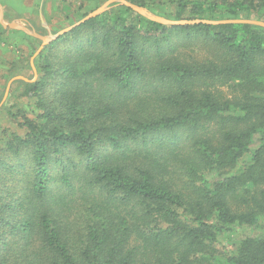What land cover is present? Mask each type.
Wrapping results in <instances>:
<instances>
[{"label": "trees", "instance_id": "1", "mask_svg": "<svg viewBox=\"0 0 264 264\" xmlns=\"http://www.w3.org/2000/svg\"><path fill=\"white\" fill-rule=\"evenodd\" d=\"M128 1L174 20L264 13ZM7 33L21 45L3 75L29 80L0 106V264H264V27L112 3L44 45L33 80L41 40ZM233 225L263 231L223 251Z\"/></svg>", "mask_w": 264, "mask_h": 264}, {"label": "rangeland", "instance_id": "2", "mask_svg": "<svg viewBox=\"0 0 264 264\" xmlns=\"http://www.w3.org/2000/svg\"><path fill=\"white\" fill-rule=\"evenodd\" d=\"M105 1L101 2L100 4H97L96 0H0V4L2 7L3 19L6 22L12 20L17 21L22 25L28 26L34 32L47 37L49 36L50 33L54 34L60 29L67 27L75 23L76 21L80 20L82 17L86 15L85 14L84 16L81 17V14L84 11H87V13H89L90 11L96 9ZM4 15H6V17H4ZM247 18L257 19L256 17H253V15H250ZM259 20H264V13L261 14ZM36 24L37 25L41 24L43 26L44 33H40L35 29ZM19 39H20L19 36L17 37L14 34L9 35L8 33L7 35L3 34L0 36V91L3 90L0 99V106L9 100L8 99V97L10 96L9 93L15 86V81L21 78L13 79L9 84L7 94L4 95L9 80L12 77H16V76H22L27 78V76L25 75L17 74L6 79L3 75L6 70L7 59L17 57V55H19L20 53L19 45L21 44H19L20 41ZM40 45L41 43L39 44V46ZM36 50L34 51V53L36 52ZM184 51L187 52L188 54L187 56L196 55L191 48H187ZM34 53L29 58V64L31 58L33 57L32 61L34 65V58L36 56V55L34 56ZM30 67L33 73V78H31L30 80H33L35 78V74L31 64ZM36 76H37V71H36ZM221 89L225 93L227 94L229 93L228 87H221ZM262 231L263 228L258 226L233 225L232 230L229 231L226 234V236L220 238L217 247L223 251L228 250L231 248L230 243L232 241H235L236 239L242 236L255 235Z\"/></svg>", "mask_w": 264, "mask_h": 264}, {"label": "water", "instance_id": "3", "mask_svg": "<svg viewBox=\"0 0 264 264\" xmlns=\"http://www.w3.org/2000/svg\"><path fill=\"white\" fill-rule=\"evenodd\" d=\"M112 3L123 4V5L131 8L132 10L137 12L138 14L146 17L147 19H150L152 21H156V22H159V23H162V24L177 25V24H193V23H198V22H206V23H249V24H255V25H259L261 27H264V20L249 19V18H229V19H221V20H208V19H191V20L181 19V20H174V19H168V18H165L163 16L154 14L151 11H149L146 7H144L142 5H138V4L132 3V2H130L128 0H106L104 3H102L96 9H94V10L90 11L89 13H87L80 20L76 21L75 23H73V24H71V25H69L67 27H64V28L60 29L59 31H57L54 34L50 33L49 36H47V37L44 36V35H41V34H38V33L34 32L28 26L22 25V24H20L17 21L12 20V21L6 22L3 19V12H2L1 4H0V24L2 25L3 28L21 30V31H24L27 34H30V35H33V36L39 38L41 40V45L38 47V49L34 53V56H35L41 51V49L43 48L44 45L50 43L51 41L56 39L59 35L70 31L71 29L75 28L76 26L80 25L81 23L85 22L86 20L103 13L104 11H106L110 7V5ZM32 58L30 60V64L32 66V69L34 71L35 78H36V71H35V67L33 65ZM15 78H21V79H24V80H28L27 78L22 77V76L12 77L9 80L8 84H7V87H6L4 95H6L7 92H8V88H9L10 82L13 79H15Z\"/></svg>", "mask_w": 264, "mask_h": 264}]
</instances>
